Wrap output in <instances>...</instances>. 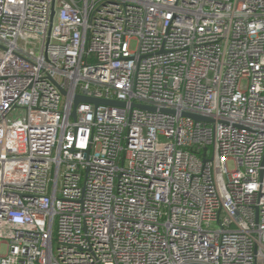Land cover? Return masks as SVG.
Returning <instances> with one entry per match:
<instances>
[{
  "label": "built area",
  "instance_id": "1",
  "mask_svg": "<svg viewBox=\"0 0 264 264\" xmlns=\"http://www.w3.org/2000/svg\"><path fill=\"white\" fill-rule=\"evenodd\" d=\"M0 264H264V0H0Z\"/></svg>",
  "mask_w": 264,
  "mask_h": 264
},
{
  "label": "water",
  "instance_id": "2",
  "mask_svg": "<svg viewBox=\"0 0 264 264\" xmlns=\"http://www.w3.org/2000/svg\"><path fill=\"white\" fill-rule=\"evenodd\" d=\"M53 13H54V9L52 7L51 9V16H53ZM61 92L63 94H65V91L64 90H61ZM85 92H83V94H77L74 96V102H73V111H72V117H74V109L75 107L79 104V103H82V102H85V103H91L95 106H98V105H110V106H120V107H123L126 105V102L124 101H120V100H114V99H106V98H96V97H92V96H88L86 94H84ZM131 106L132 107H137V108H141V109H153L151 107H148L146 105H143V104H140V103H131ZM183 115L185 116H189L191 117L192 119L194 120H201V119H207L203 116H200V115H197V114H194V113H187V112H183Z\"/></svg>",
  "mask_w": 264,
  "mask_h": 264
}]
</instances>
